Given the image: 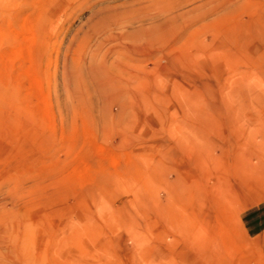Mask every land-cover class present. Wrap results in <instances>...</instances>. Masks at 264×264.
Wrapping results in <instances>:
<instances>
[{"label":"rangeland","instance_id":"374dc122","mask_svg":"<svg viewBox=\"0 0 264 264\" xmlns=\"http://www.w3.org/2000/svg\"><path fill=\"white\" fill-rule=\"evenodd\" d=\"M0 209L36 264H264V0H0Z\"/></svg>","mask_w":264,"mask_h":264},{"label":"bare ground","instance_id":"6f19581e","mask_svg":"<svg viewBox=\"0 0 264 264\" xmlns=\"http://www.w3.org/2000/svg\"><path fill=\"white\" fill-rule=\"evenodd\" d=\"M0 213H1V211H0ZM2 214H4V213L2 212ZM3 220H4L3 218H0L1 222H4ZM15 232L17 234L16 237L20 238L21 237V227L19 226V224L16 225ZM22 251H25V246H24V243L22 241H21L19 247L15 246V248H12L10 246H7L6 241H5V237H4V232H0V259L1 258L3 259V261L5 262L4 264H36V263H38V262H32L28 258L25 259L23 256H21ZM13 255H14V258H11Z\"/></svg>","mask_w":264,"mask_h":264}]
</instances>
